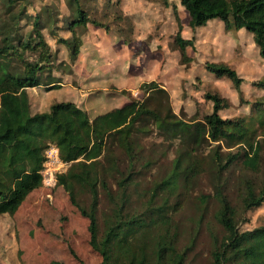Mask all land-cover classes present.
Returning a JSON list of instances; mask_svg holds the SVG:
<instances>
[{
    "label": "trees",
    "instance_id": "trees-1",
    "mask_svg": "<svg viewBox=\"0 0 264 264\" xmlns=\"http://www.w3.org/2000/svg\"><path fill=\"white\" fill-rule=\"evenodd\" d=\"M30 2L7 0V10L0 17V215L10 216L13 225V233L0 235V245L4 250L15 248L17 264H25L16 215L30 194L43 187L46 150L55 145L66 168L56 174L51 190L68 195L80 215L89 220V244L101 256L99 264H185L190 247L179 248L174 219L184 206V192L206 172L218 181L241 164L248 171L264 173V96L251 103L248 114L233 118L220 114L231 101L217 92L204 94L212 103L211 112L186 117L182 109L178 115L168 100L164 115L151 92L167 93L151 81L141 85L143 97L94 117L73 100L35 111L30 89L39 87L50 93L64 87L63 76L55 74L64 64L57 63L46 31L66 48L72 62L87 49L89 25L125 44L134 39L124 28L112 33L105 16L93 17L81 0H68L71 12L63 18L47 8L45 14L43 9L31 13ZM178 5L189 13L193 32L214 20L222 21L228 30L245 29L264 58V0H174L175 11ZM176 23L170 48L179 52L180 63L187 67L193 61L189 48L195 49L196 38L183 35L179 17ZM61 28L67 36L59 35ZM205 68L229 78L243 100L244 78L235 68L211 61ZM72 69L69 75L74 77ZM252 84L264 90V76ZM155 131L170 143L164 155L178 141L176 156L165 175L145 184L157 159L142 137ZM243 184L240 204H233L229 197L227 179L214 185L219 203L215 216L224 233L213 236V264H264V224L242 228L251 220L248 214L264 205V180L260 187L250 178ZM202 197L207 206L210 196ZM68 250L83 262L75 249L69 246ZM49 264L66 263L52 259Z\"/></svg>",
    "mask_w": 264,
    "mask_h": 264
},
{
    "label": "rangeland",
    "instance_id": "rangeland-1",
    "mask_svg": "<svg viewBox=\"0 0 264 264\" xmlns=\"http://www.w3.org/2000/svg\"><path fill=\"white\" fill-rule=\"evenodd\" d=\"M81 2L93 17L104 15L103 20L110 25L112 33H119V29L124 28V32L134 40L125 44L105 30L89 25L87 49L77 61L72 62L66 48L57 43L53 37L55 35L46 31V39L56 53L57 63L64 64L62 72H55L63 76L64 87L50 93L39 87L30 89L35 111L46 110L53 102L73 100L94 117L130 103L132 98L143 97L141 85L151 81L159 83L167 93L151 92L164 115L168 112V100L173 112L178 115H181L182 109L186 117L196 112H211L212 103L204 98V94L217 92L231 101V106L220 114L224 118H233L248 114L251 103L264 96V90L252 84L264 76V58L260 56L253 36L245 29L228 30L222 21L214 20L193 32L189 27V13L179 5L175 11L174 0L169 3L164 0ZM30 3L28 10L31 13L43 9L45 14L47 8L57 11L59 17L63 18L71 12L68 0H31ZM7 7V0H0V17ZM19 9L18 6L13 11ZM120 16H125V21ZM177 17L183 23V35L196 38L195 49L189 48L193 61L187 67L180 63L179 52L170 48L171 39L178 29ZM59 25H63V22ZM59 35L67 36L68 33L61 28ZM209 61L224 62L239 72L244 78L243 100L229 78L207 72L205 64ZM71 69L74 77L69 75ZM93 74L102 75L105 82L97 85L89 81ZM142 142L150 150H155L153 154L157 159L143 180L145 184H151L169 171L172 159L176 156L178 141L166 150L167 155L163 151L170 143L158 131L150 137L143 136ZM65 168H60V171L63 172ZM246 178L260 187L264 173L248 171L241 164L232 167L218 181L217 177L206 172L197 179L189 192L185 191L181 196L184 206L174 219L179 232V248L183 250L186 246L190 247L186 251L185 264H213V236L217 234L221 237L224 233L215 216L219 203L214 197V185L227 179L229 197L233 204H240L244 194L243 180ZM51 188L49 184H44L32 192L16 215L25 264H49L52 259L63 260L66 264H99L102 258L89 244V220L80 215L68 195L54 192ZM203 194L210 196L207 206ZM248 216L251 220L243 223V229L264 224V205ZM10 232L13 233L10 216L0 215V235ZM69 246L78 252L83 262L70 254ZM17 263L15 248L4 250L0 245V264Z\"/></svg>",
    "mask_w": 264,
    "mask_h": 264
},
{
    "label": "built area",
    "instance_id": "built-area-1",
    "mask_svg": "<svg viewBox=\"0 0 264 264\" xmlns=\"http://www.w3.org/2000/svg\"><path fill=\"white\" fill-rule=\"evenodd\" d=\"M46 157L47 159L41 170L43 184H49V186L53 187L56 184V174L61 172L60 168L64 169L66 167V163L60 158L59 149L55 145L50 146L46 150Z\"/></svg>",
    "mask_w": 264,
    "mask_h": 264
},
{
    "label": "crops",
    "instance_id": "crops-1",
    "mask_svg": "<svg viewBox=\"0 0 264 264\" xmlns=\"http://www.w3.org/2000/svg\"><path fill=\"white\" fill-rule=\"evenodd\" d=\"M93 46V45H92ZM92 77L95 79V80H91V81H94L95 83H97V85H99V84H103L104 82H105V77H103L102 75H98V76H96V75H92ZM91 78V77H90ZM92 79V78H91ZM21 238H22V236H21ZM23 242V241H22Z\"/></svg>",
    "mask_w": 264,
    "mask_h": 264
}]
</instances>
